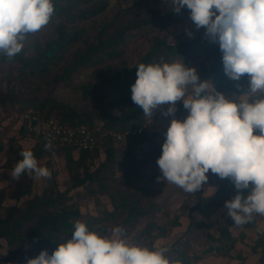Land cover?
<instances>
[{
  "label": "trees",
  "instance_id": "trees-1",
  "mask_svg": "<svg viewBox=\"0 0 264 264\" xmlns=\"http://www.w3.org/2000/svg\"><path fill=\"white\" fill-rule=\"evenodd\" d=\"M158 1L137 0L117 11L112 19H107L110 0H53L54 12L49 20L55 27L53 40L41 44L39 30L27 34L21 52L12 59L0 52V85L3 80L7 83L5 91L0 88L1 119L16 114L22 120L24 113L32 111L45 118L54 117L62 124H86L96 130L99 142L91 151L75 152L71 147L58 149V152L66 153L71 181L67 189L60 187L54 170L40 193H33L35 175L30 172L0 187V239L6 242L5 254L2 251L4 245L0 243V264H26L44 249L51 254L58 244L71 238L77 221L102 236H110L111 230L120 226H125L123 235H126L144 223L136 240L137 245L149 248L157 247L159 238L166 237L173 228L181 225L180 216L174 217L171 224L156 220L161 206L152 200V179L144 185L135 183L140 177L139 167L145 164L138 160L137 154L145 143L153 140L146 130L149 116L131 99V85L137 79L136 68L141 63L182 60L185 66L199 63L200 81H211L216 91L228 92L229 97L247 92L249 78L245 74L240 81H233L225 75L219 44L205 36V30L175 42L156 34L146 52L130 65L127 50L132 36L145 28L165 30L190 19V10L186 7L179 13L173 9L161 11ZM83 70H93L98 78L96 82L79 86L83 105L59 100L55 94L57 86L69 82ZM187 94H192V89ZM253 96L259 99L264 93ZM140 127L144 128L143 133L129 137L126 142V157L117 158L122 143L105 132H124ZM166 131H163L164 137ZM20 134L36 140L29 150L37 160L51 154L50 148L45 149L47 142L26 132L24 123L20 126ZM22 150L18 147L19 152ZM96 158L101 161L91 171L90 166ZM21 159L18 153L4 165L13 167V163ZM119 161L125 166L124 180L116 187L107 182V172ZM88 183L92 194L110 198L112 209L101 215L82 212L71 191ZM250 191L251 185L244 194ZM236 194L229 178H223L211 195H207L203 187L195 193L196 203L191 210H196L200 219L195 220L190 215L186 231L172 244L174 256L169 264H199L217 255L246 258L241 251L235 253L237 246L245 242L246 228L256 226L259 220H264V215L254 213L243 228L235 232L237 225L224 205ZM8 199L14 203H6ZM190 234L194 239L203 236L209 245L201 252H187L183 244ZM251 252L259 254L262 257L260 264H264V230L257 229Z\"/></svg>",
  "mask_w": 264,
  "mask_h": 264
},
{
  "label": "clouds",
  "instance_id": "clouds-1",
  "mask_svg": "<svg viewBox=\"0 0 264 264\" xmlns=\"http://www.w3.org/2000/svg\"><path fill=\"white\" fill-rule=\"evenodd\" d=\"M171 4L176 13L190 10L196 28H205V36L219 44L225 75L240 81L247 74L249 89L227 97L211 81H200L196 68L186 67L183 60L141 63L131 99L150 118L161 105H169L163 115L174 117L176 102L182 101L189 114L182 121L173 118L167 128L157 180L196 193L208 181L209 171L229 178L237 194L224 206L241 225L254 213L264 215V96H253L264 93V0H171ZM53 12V0H0V52L15 57L27 34L48 24ZM189 87L192 94H187ZM50 147L45 145L46 150ZM20 155L12 178L25 172L51 177L31 150ZM121 233L115 227L110 236H102L77 221L71 238L51 254L41 250L26 264H169L166 248L130 244Z\"/></svg>",
  "mask_w": 264,
  "mask_h": 264
},
{
  "label": "rangeland",
  "instance_id": "rangeland-1",
  "mask_svg": "<svg viewBox=\"0 0 264 264\" xmlns=\"http://www.w3.org/2000/svg\"><path fill=\"white\" fill-rule=\"evenodd\" d=\"M137 0H110V6L107 10V19H112L114 14L119 11L121 8L131 5ZM158 8L161 11L172 10L171 0H159ZM205 28L201 27L197 29L194 22L190 19L185 20L177 25H174L165 30L152 31L149 28L142 29L138 34L132 36L129 39L127 58L130 65L136 63L140 55H142L149 48L153 36L163 35L166 36L170 41H177L180 38H188L196 34L203 33ZM191 33V35H189ZM55 38V27L48 22L45 26L40 29L39 32V41L41 44H45L48 41H51ZM186 67H195L198 75L200 74L199 63L189 65ZM2 75H0V78ZM89 81H98V78L95 77L93 70H83L79 74L75 75L72 80L67 83H60L56 88V97L59 100H62L73 105H83L81 101V91L79 86L83 83ZM6 81L3 80V83L0 85V88L5 91ZM192 88L189 87L188 91ZM259 92L253 94L256 95ZM225 96L229 97V93L225 92ZM169 105H163L161 108L157 107L153 110L151 118L149 117L146 123V130L151 134L153 139L149 143H145L144 146L137 154V158L140 162L145 161V164L139 167L140 177L136 180L137 185H144L150 179H152L151 186L154 189V195L152 200L161 206V209L156 213V220L162 224H171V221L174 217L180 216L181 225L173 228V230L166 236L159 238L156 243L157 247H163L167 249L166 257L169 259V263L173 258L172 254V244L175 240L182 235L189 224L190 215L192 214L193 219L199 220L200 214L195 210L192 211V207L196 203L195 193H186L180 187L167 183L164 180H157V177L161 175L160 169L157 164V159L162 154V144L165 140L163 131L168 128L171 120L173 118L184 120L188 113L183 107L182 101L181 105L179 101L176 102V112L173 116H165L163 112L167 110ZM3 117V114H0V119ZM22 120H19V117L14 114L8 118L0 120V187L6 186L13 181L12 171L17 164L13 163V167H6L4 163L10 158H16L18 147H22L24 150L31 149L35 144V139L23 136L20 134V126ZM258 131V130H257ZM126 143H122V146L118 148L117 158L126 157ZM75 155V152H74ZM66 153L64 151L57 152L55 155H46L38 161V164L42 167H46L50 170H54L57 175V181L62 189H67L71 186V181L69 178V173L66 168ZM122 158V159H123ZM103 159V158H102ZM100 159L96 158L93 161V164L90 166V170L94 171L100 163ZM124 170L125 166L122 161L114 164L107 172V182L113 184L116 187H120L122 181L124 180ZM154 175V176H152ZM209 179L203 185V189L207 195H211L216 192L218 185L222 178L218 175L207 173ZM154 178V180H153ZM49 178H37L34 179L33 193H40L42 188L47 185ZM213 187V188H209ZM90 184H86L78 189L71 191L73 194V200L77 202L84 214L91 215H101L112 209L110 198L102 194H92L90 190ZM6 203H14V201L7 200ZM144 226V223L137 226L136 229L132 230L126 235H123L125 226H120L122 229L121 235L127 239L130 244H137V234L139 229ZM243 228V224L237 225L234 228L235 232H238ZM257 229L264 230V220L261 219L258 221L256 226H250L246 228L248 233L247 242L239 244V247L242 250H246L244 254L247 255L245 259L235 258L240 261H246L245 264H260L261 256L257 253H251V245L254 243L257 237ZM202 235V234H201ZM0 243L4 245L3 252H6V242L0 239ZM184 248L189 253L201 252L205 247L209 245V242L206 238L199 237L194 239L193 235H187L184 242ZM233 259V258H232ZM231 258L220 257V256H211L199 264H230Z\"/></svg>",
  "mask_w": 264,
  "mask_h": 264
},
{
  "label": "built area",
  "instance_id": "built-area-1",
  "mask_svg": "<svg viewBox=\"0 0 264 264\" xmlns=\"http://www.w3.org/2000/svg\"><path fill=\"white\" fill-rule=\"evenodd\" d=\"M25 130L33 133L36 137H41L51 144L50 152L57 154L58 149L71 147L75 152L91 151L98 147L97 132L94 128L82 124L72 126L59 123L54 117L45 118L32 111L26 112L21 117ZM144 128L129 129L124 132L106 131L105 135H110L120 143H126L129 137L143 133Z\"/></svg>",
  "mask_w": 264,
  "mask_h": 264
},
{
  "label": "crops",
  "instance_id": "crops-1",
  "mask_svg": "<svg viewBox=\"0 0 264 264\" xmlns=\"http://www.w3.org/2000/svg\"><path fill=\"white\" fill-rule=\"evenodd\" d=\"M248 234V233H247ZM247 238H248V236H247ZM247 238H246V240H245V242L244 243H246L247 242ZM244 243H242V244H244ZM242 252L243 254L246 252V250H242L240 247H239V244H238V246H237V250L235 251V253H238V252ZM252 253V252H251ZM244 255H246V254H244ZM211 257V256H210ZM220 257H222V256H220ZM246 257H247V255H246ZM228 258V257H227ZM232 259V258H231ZM261 260H262V257H261ZM261 260H259L260 262H261ZM245 262L246 261H240V260H237V259H235V258H233L232 260H231V263L230 264H245ZM259 262V263H260Z\"/></svg>",
  "mask_w": 264,
  "mask_h": 264
}]
</instances>
